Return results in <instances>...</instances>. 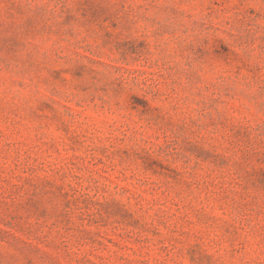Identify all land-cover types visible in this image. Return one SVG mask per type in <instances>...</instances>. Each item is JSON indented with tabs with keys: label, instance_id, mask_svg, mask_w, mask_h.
<instances>
[{
	"label": "rangeland",
	"instance_id": "374dc122",
	"mask_svg": "<svg viewBox=\"0 0 264 264\" xmlns=\"http://www.w3.org/2000/svg\"><path fill=\"white\" fill-rule=\"evenodd\" d=\"M0 264H264V0H0Z\"/></svg>",
	"mask_w": 264,
	"mask_h": 264
}]
</instances>
